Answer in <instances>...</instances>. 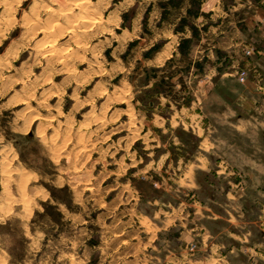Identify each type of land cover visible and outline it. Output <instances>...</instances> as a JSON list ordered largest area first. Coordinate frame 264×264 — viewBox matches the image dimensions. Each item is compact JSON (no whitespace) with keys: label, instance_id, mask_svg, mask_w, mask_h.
I'll use <instances>...</instances> for the list:
<instances>
[{"label":"rangeland","instance_id":"1","mask_svg":"<svg viewBox=\"0 0 264 264\" xmlns=\"http://www.w3.org/2000/svg\"><path fill=\"white\" fill-rule=\"evenodd\" d=\"M87 1L0 0V264L264 262V92L243 111L239 70L200 118L192 40L153 62L179 0Z\"/></svg>","mask_w":264,"mask_h":264},{"label":"crops","instance_id":"2","mask_svg":"<svg viewBox=\"0 0 264 264\" xmlns=\"http://www.w3.org/2000/svg\"><path fill=\"white\" fill-rule=\"evenodd\" d=\"M167 4L170 0H158ZM199 3V15L192 18V25L199 31V37L194 38L192 29L184 27L178 30L177 26L180 21L187 17L188 10L190 9L191 0H179L178 7H168L166 17L161 21L156 18L157 14L153 12V25L156 28L154 34H158L161 39L165 41L164 47L161 52H158L153 58V62L162 60L164 63L170 61L172 58L180 57L179 45L184 40H192L191 54L196 59L206 58L207 67L204 69L200 79L197 80L195 85L196 96V114L197 110L201 109L200 114L203 118L212 113L208 110L209 99L214 98L216 88L228 83H238L236 76L239 70H244L247 78L243 84V90L237 92V102L242 104V110H246V106H253L254 93L263 91L261 85L263 78V64H264V0H256L263 3L261 7L255 5V0H197ZM167 8V7H166ZM253 11V14L251 13ZM151 19V17H150ZM253 31V32H252ZM253 34V35H252ZM260 39L257 46L256 40ZM252 50L251 57L243 55L245 50ZM220 51L229 58V64L223 66V59L217 57L216 52ZM241 64L243 66H241ZM223 69L220 71V68ZM200 105V106H199ZM229 108L226 109L228 111ZM198 116V115H197ZM238 127V126H237ZM244 131L247 127L240 126ZM204 132L203 124L198 127V130ZM210 128L207 130L209 131ZM210 140L202 138L200 145L203 147ZM227 197L233 198L231 193H227ZM207 209L199 206L197 213L202 214ZM228 222L235 223L236 220L231 211L226 210ZM215 219L220 218L213 216ZM264 219V215L262 216ZM263 227L264 221L260 222ZM198 229V228H196ZM199 231V230H198ZM202 231V229H200ZM123 233L115 235V239L122 238ZM119 236V237H118ZM203 241H208L213 238L208 232L201 233ZM117 237V238H116ZM244 237V236H243ZM264 239V235H263ZM264 243V240H262ZM263 243L259 242L255 245V255L259 259H264L262 248ZM217 248L212 244V249ZM264 264V262H260Z\"/></svg>","mask_w":264,"mask_h":264},{"label":"bare ground","instance_id":"3","mask_svg":"<svg viewBox=\"0 0 264 264\" xmlns=\"http://www.w3.org/2000/svg\"><path fill=\"white\" fill-rule=\"evenodd\" d=\"M71 1H72V0H71ZM69 2H70V0H69ZM75 2L78 3V5H79V7L81 8V10H87V9H88V8H86L87 2H88L87 0H75ZM77 3H76V4H77ZM88 3H89V2H88ZM76 4H75V5H76ZM89 5H90V4H88L87 6H89ZM48 8H49V7H48ZM89 8H90V7H89ZM63 11H64V12H63ZM63 11H62L63 13H61V15H60V16L63 17V18H64V17H68V18L70 19V17L72 16V14L74 15V13L71 12V9H69V10L66 9V11H65V10H63ZM55 12H56V11H55ZM84 12H85V14H86V11H84ZM84 12H83V13H84ZM88 12H89V11H88ZM90 12H91V11H90ZM80 14H81V13H80ZM57 17H58V16H57ZM57 17H56V18H57ZM77 17H79L78 21L81 22V23H80V24H81L80 26H82V25L86 26L87 23L89 24V22L86 21L85 16H82V15H81V17H80V15H77ZM86 17H87V15H86ZM63 18H62V19H63ZM68 18H65L66 21L71 22L72 19L67 20ZM71 18H72V17H71ZM75 18H76V17H75ZM58 19H59V18H58ZM76 21H77V20H76ZM76 21H75V23H77ZM37 22H38V20H37ZM73 22H74V20H73ZM73 22H72V23H73ZM98 22H99V21H98ZM98 22L95 21V24H98ZM93 23H94V22H93ZM91 24H92V23H91ZM53 25H54V24H53ZM71 25H72V24H71ZM73 25H74V24H73ZM76 25H77V24H76ZM69 26H70V24L68 25V27H69ZM71 27H72V26H70V28H71ZM76 27H79V26L77 25ZM72 28H73V27H72ZM92 31H93V30H92ZM44 34H45V33H44ZM86 36H88V35H86ZM46 39H47V38H46ZM77 44H78V43H77ZM50 48L52 49V51L55 52V46H51ZM55 53H56V52H55ZM55 53H54V54H55ZM118 237H119V236H118ZM116 238H117V237H116Z\"/></svg>","mask_w":264,"mask_h":264},{"label":"built area","instance_id":"4","mask_svg":"<svg viewBox=\"0 0 264 264\" xmlns=\"http://www.w3.org/2000/svg\"><path fill=\"white\" fill-rule=\"evenodd\" d=\"M247 55H250V52L247 51L246 52ZM239 79L240 81L243 83L246 80V72L244 70L241 71V73L239 74Z\"/></svg>","mask_w":264,"mask_h":264}]
</instances>
